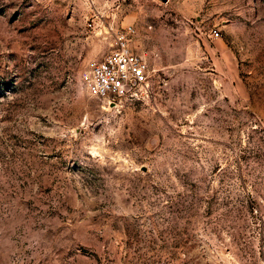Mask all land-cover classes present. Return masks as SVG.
I'll return each instance as SVG.
<instances>
[{"label":"rangeland","instance_id":"rangeland-1","mask_svg":"<svg viewBox=\"0 0 264 264\" xmlns=\"http://www.w3.org/2000/svg\"><path fill=\"white\" fill-rule=\"evenodd\" d=\"M0 264H264V0H0Z\"/></svg>","mask_w":264,"mask_h":264},{"label":"built area","instance_id":"built-area-1","mask_svg":"<svg viewBox=\"0 0 264 264\" xmlns=\"http://www.w3.org/2000/svg\"><path fill=\"white\" fill-rule=\"evenodd\" d=\"M217 28L209 34L218 36ZM147 60L120 36L115 46L101 58L90 61L80 72L84 88L107 104L119 106L123 101L138 97L148 85Z\"/></svg>","mask_w":264,"mask_h":264},{"label":"water","instance_id":"water-1","mask_svg":"<svg viewBox=\"0 0 264 264\" xmlns=\"http://www.w3.org/2000/svg\"><path fill=\"white\" fill-rule=\"evenodd\" d=\"M163 1H165V0H163ZM108 105L109 106H115V104L113 102H110Z\"/></svg>","mask_w":264,"mask_h":264}]
</instances>
